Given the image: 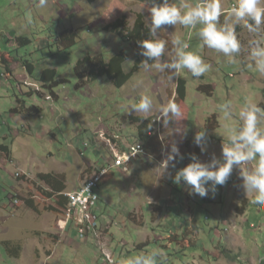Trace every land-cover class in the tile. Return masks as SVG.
I'll use <instances>...</instances> for the list:
<instances>
[{"label":"rangeland","instance_id":"1","mask_svg":"<svg viewBox=\"0 0 264 264\" xmlns=\"http://www.w3.org/2000/svg\"><path fill=\"white\" fill-rule=\"evenodd\" d=\"M182 2L195 6L202 0H174L177 6ZM235 3L222 0L225 14ZM150 7L145 0H47L43 7L39 0H0V145L11 151L10 156L0 152V225L5 229L0 228V264H108L103 252L111 254L113 264H119L127 257L157 249L166 257L158 264H264V206L251 204L250 197L238 187L242 184L238 168L234 166L214 197L211 193L203 198L190 195L183 181L177 185L172 178V169L186 167L192 154L204 163L212 154L221 157L227 129L239 126L238 113L246 100L264 108V76L248 68L252 33L237 26L242 51L237 63L228 64L222 53L200 47L196 29L165 25L158 33L160 39L168 41L162 59L171 60L167 54L171 40L179 36L189 42L188 51L211 65L209 72L194 78L182 69L170 82L165 73L142 67L121 89L106 78L90 85L79 82L76 88L73 69L86 54H103L108 59L123 51L133 56V46L106 27L125 18L131 28L138 14L148 25ZM223 20L221 16L220 22ZM56 31L75 33L77 44L62 50V45L51 39ZM20 36L31 43L17 48L15 39ZM47 40L50 46L44 47ZM2 60L9 66L8 78L2 74ZM23 61L32 64L36 72L55 69L57 80L67 83L54 87L57 96L53 97L29 76ZM178 79L186 81L183 99L177 95ZM207 85L212 87L210 97L197 91ZM142 94L153 100L148 113L132 108ZM17 101L25 108L41 109L39 115H27L26 111L11 114L10 110L20 108ZM169 101L179 104L181 117L165 128L158 117ZM225 101L231 102L233 111L227 120L217 108ZM131 117L154 120L162 153L139 155L129 173L110 167L112 173L96 188L98 201L92 206L101 235L94 242L91 234L84 242L77 237L75 227L64 231L62 219L50 210L56 205L39 190L49 189L37 175H59L65 179L66 190L78 188L103 163H109L112 147L108 141L121 149L113 138L124 146L136 139ZM202 129L208 138L206 153L194 143L195 134ZM173 142L184 158L174 160L175 167L170 164L162 174L158 168ZM253 163L245 167L251 168ZM11 195L18 201L16 206ZM26 200L33 201L37 210L29 208ZM4 241L19 247L21 256L12 257ZM224 250L238 258L227 256Z\"/></svg>","mask_w":264,"mask_h":264},{"label":"clouds","instance_id":"2","mask_svg":"<svg viewBox=\"0 0 264 264\" xmlns=\"http://www.w3.org/2000/svg\"><path fill=\"white\" fill-rule=\"evenodd\" d=\"M145 2L151 4L148 8L150 23L147 25L150 38L138 42V46L141 49L139 54L145 58L141 65L146 70L155 69L160 73H165L166 79L174 82L182 69H187L194 78L202 77L211 69V65L206 63L200 55L188 51L189 42L182 40L179 36L171 40L172 48L167 53L171 60H163L168 41L158 36L162 26L179 24L185 28L196 29L201 48L207 47L222 53L228 64H235L237 56L242 51L236 28L242 25L254 35L248 45L250 60L248 68L264 76V0H236L226 14L222 8V0H202L195 6L186 2L177 6L174 0H159V2L158 0H145ZM46 3L47 0H39L41 7ZM221 16H224L222 23L220 22ZM152 107L153 100L146 94H142L139 102L132 105L135 112L142 113L150 112ZM217 108L224 119L233 117L230 101L218 104ZM160 111L161 115L158 119H163L165 128H168L170 122H177L181 117L180 106L174 101H169ZM238 118L239 126L227 129V137L222 144L220 158L212 154L210 161L204 163L196 155H190L192 162L176 171L173 182L179 185L183 181L190 195H199L203 198L211 193L214 197L218 186H224L227 183L235 166L239 169L242 179V184L238 187L243 189L247 197H250L251 204L264 206V108L246 100L239 110ZM175 131L177 132L176 129ZM169 132L171 134V130ZM194 143L200 148L201 153L207 152L206 129L195 134ZM177 158L182 160L184 157L177 144L173 142L169 154L158 169L162 170L163 174L170 164L174 168L175 164L172 162ZM250 163H253V166L246 168L245 166ZM129 172L130 169L127 173ZM93 213L95 214L94 211ZM158 260H166V257L162 255V250L159 249L127 257L119 264H158Z\"/></svg>","mask_w":264,"mask_h":264},{"label":"trees","instance_id":"3","mask_svg":"<svg viewBox=\"0 0 264 264\" xmlns=\"http://www.w3.org/2000/svg\"><path fill=\"white\" fill-rule=\"evenodd\" d=\"M87 1L89 3H92L96 0ZM233 5L234 4H232V6ZM106 28L109 29L111 33L115 34L120 41L127 44H131L133 46L132 48L134 50V54L130 58L128 56V53L120 51L108 59H106L103 54H99L96 56L86 54L83 58L77 61L73 69L77 82L76 88L80 87L79 82L83 83V85H90L97 83L103 78H106L107 81L112 83V85L116 89H121L133 76V74L143 67L141 65V62L145 58L139 54L141 49L138 46V42L150 38L149 28L144 22V16L142 14H138L131 28L127 27L125 18L116 20L114 23H112ZM77 38L78 36H76L75 33H65V31L60 33L56 31L51 37V39H53V41L58 44V46L62 45V50L65 51L77 44ZM15 42L17 48L31 43V41L24 36L17 37L15 39ZM49 43L50 41L47 40V43L44 45V47H49ZM17 48L12 50V53L13 51L14 53H16ZM7 54L9 55V57L13 58L10 52H7ZM13 60L18 62V60L15 58H13ZM2 63L5 65L4 67H2V74L3 76L8 78L11 74L9 71V66L6 64L7 62L5 60H2ZM149 63H152V61H149ZM21 64L23 68H25L29 76L35 78L37 82L42 84L43 88L47 89L50 95L53 97L57 96L53 88L58 87L60 84L67 83L66 80H57V73L55 69L42 68L40 71L36 72L34 66L29 62L23 61V63ZM176 91L179 99H183L185 97L186 81L184 79L177 80ZM197 91L208 97L212 95V87L209 85H207L206 87H198ZM17 103L20 108H14L10 110L11 114L22 115V111H26L27 115H30L32 113L35 115H39L40 113L41 109L35 106L25 108L18 101ZM131 120L133 121V123L136 124V141L142 144L144 153L147 155L161 154L163 150V145L162 141H159L158 135L155 133L154 120L152 118L145 119L143 117H131ZM113 140L117 143V146L120 147L121 150L124 149L118 139L113 138ZM0 152L6 156L11 155L10 148L7 145H0ZM102 166H106V164H103ZM179 169L181 168L176 167V169L173 170L172 178H174L176 171H178ZM37 179L39 182L43 183L47 189H49H39L43 193V196L47 197L48 199H51L56 205V208L50 207V210L55 215H59V217H61L63 215V211L68 205L67 199L62 196V193L66 190L65 179L59 175H54L52 173L38 174ZM96 188L94 190L95 192ZM14 198L15 195H11L10 200L13 201ZM26 205L35 211L37 210L33 201L31 200H26ZM172 239L176 240L177 238L172 237ZM4 244L8 248L11 245L10 242H5ZM140 246H146V244ZM15 248L17 252L20 251L19 247H16V245ZM224 253L227 256H230L231 258H238V255L234 254L230 250H224Z\"/></svg>","mask_w":264,"mask_h":264},{"label":"built area","instance_id":"4","mask_svg":"<svg viewBox=\"0 0 264 264\" xmlns=\"http://www.w3.org/2000/svg\"><path fill=\"white\" fill-rule=\"evenodd\" d=\"M109 142L110 141L107 142L108 145L112 147L110 167H120L126 173L129 171L132 161L144 153L143 146L140 142L127 145L123 150L110 145ZM108 172L109 169L107 167H102L100 170L88 176L78 188L62 193V196L68 201V205L60 218L62 219L60 221L63 223V228L65 225L64 229L66 230L67 227L72 224V226L76 228L78 238L83 241L90 239L91 234L95 241L99 240L101 235L98 230V218L93 213L92 206L98 201V197L94 190ZM13 203L17 205L18 201L14 200ZM103 253L105 261L108 264H113L111 254H107L106 252Z\"/></svg>","mask_w":264,"mask_h":264},{"label":"crops","instance_id":"5","mask_svg":"<svg viewBox=\"0 0 264 264\" xmlns=\"http://www.w3.org/2000/svg\"><path fill=\"white\" fill-rule=\"evenodd\" d=\"M134 143H137L136 139H134V140L132 141L131 144H134ZM131 144L129 143L128 145H131ZM122 146L125 147L123 144H122ZM126 146H127V145H126ZM108 161H109V160H108ZM109 162H110V161H109ZM103 164H106L105 167H107V168L109 169V172L112 173V172L110 171V168H109V167H110L109 163L106 162V163H103ZM103 164H102V165H103ZM132 166H133V164L131 163V167H130L131 170H130V171H133V167H132ZM102 167H104V166H102ZM173 170H174V169H172V172H173ZM95 171H96V170H95ZM78 186H79V185H78ZM67 191H68V190H67ZM1 223H2V224L4 223V222L2 221V219H1ZM0 228H1L2 231L4 232V230H5V229H4V225H3V226L0 225ZM4 242H5V241H4ZM8 242H9V241H8ZM10 243H11V242H10ZM9 248H10V253H11L10 255H11L12 257H14V258H19V257L21 256L20 251L17 252V250H15V251L13 250V249L15 248V245H14L13 243H11V245H10ZM49 257H50V256H49Z\"/></svg>","mask_w":264,"mask_h":264}]
</instances>
